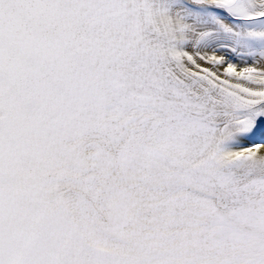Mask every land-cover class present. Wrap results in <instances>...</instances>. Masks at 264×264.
Masks as SVG:
<instances>
[{"label":"snow or ice","instance_id":"obj_1","mask_svg":"<svg viewBox=\"0 0 264 264\" xmlns=\"http://www.w3.org/2000/svg\"><path fill=\"white\" fill-rule=\"evenodd\" d=\"M0 264H264V0H0Z\"/></svg>","mask_w":264,"mask_h":264}]
</instances>
